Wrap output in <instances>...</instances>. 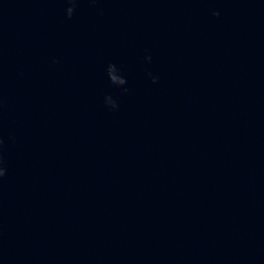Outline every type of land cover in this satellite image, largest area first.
Instances as JSON below:
<instances>
[{"label":"water","instance_id":"water-1","mask_svg":"<svg viewBox=\"0 0 264 264\" xmlns=\"http://www.w3.org/2000/svg\"><path fill=\"white\" fill-rule=\"evenodd\" d=\"M0 264H264V0H0Z\"/></svg>","mask_w":264,"mask_h":264}]
</instances>
